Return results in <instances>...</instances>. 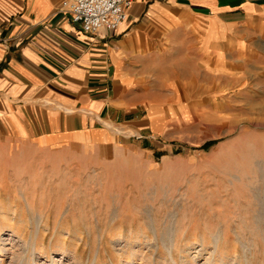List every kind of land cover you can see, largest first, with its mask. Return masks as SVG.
Listing matches in <instances>:
<instances>
[{
    "label": "crops",
    "instance_id": "obj_1",
    "mask_svg": "<svg viewBox=\"0 0 264 264\" xmlns=\"http://www.w3.org/2000/svg\"><path fill=\"white\" fill-rule=\"evenodd\" d=\"M63 1L0 0L1 217H81L59 189L70 176L85 192L129 185L136 200L144 181L173 194L208 164L179 153L186 140L264 138V0H134L98 33ZM48 176L54 201L40 198ZM176 217L183 235L192 223Z\"/></svg>",
    "mask_w": 264,
    "mask_h": 264
},
{
    "label": "rangeland",
    "instance_id": "obj_2",
    "mask_svg": "<svg viewBox=\"0 0 264 264\" xmlns=\"http://www.w3.org/2000/svg\"><path fill=\"white\" fill-rule=\"evenodd\" d=\"M241 134L244 137H225L210 147L200 145L199 140H186L188 147L179 153L204 157L208 164L192 165L190 182L176 186L173 194H167L166 187L155 188V193L144 181L136 188V200L128 194L132 189L129 185L102 188L93 184L85 192L86 186L73 185L70 176L59 189L68 191L67 197L75 200L79 218L7 219L1 217L7 212L0 202V264H204L212 251H202L201 246L212 247L210 240L219 231L221 249L213 256L214 264L235 257L247 264L242 249V242L247 240L248 264H264V176L262 172L257 174L259 164L264 168V138ZM253 171L255 177L248 182L247 174ZM53 181L55 178L48 176L47 185L40 187V192L45 189L47 193H41L40 198L54 201ZM248 183H252L253 192L249 197L245 194ZM119 188L121 193L116 192ZM0 189L6 192V184ZM113 208L123 217H109ZM178 213H184L192 223L183 235ZM93 214L99 218H84ZM171 226L175 234L174 260L166 249L171 245L166 242ZM78 228L83 232L72 233Z\"/></svg>",
    "mask_w": 264,
    "mask_h": 264
},
{
    "label": "built area",
    "instance_id": "obj_3",
    "mask_svg": "<svg viewBox=\"0 0 264 264\" xmlns=\"http://www.w3.org/2000/svg\"><path fill=\"white\" fill-rule=\"evenodd\" d=\"M133 3L134 0H64L62 6L72 22L98 33L117 30L129 17Z\"/></svg>",
    "mask_w": 264,
    "mask_h": 264
},
{
    "label": "bare ground",
    "instance_id": "obj_4",
    "mask_svg": "<svg viewBox=\"0 0 264 264\" xmlns=\"http://www.w3.org/2000/svg\"><path fill=\"white\" fill-rule=\"evenodd\" d=\"M262 213H264V211H262ZM262 216H263V218H261V219H262L263 225H264V214ZM38 219H42V217L39 216ZM173 230H174V228L172 226L168 229V231H167L168 232L167 233V241H166L168 244H171V245H169V247H166L167 251L171 254V260H174V253L173 252H174V249H175V244H174L175 242H173L175 240V234H174V231ZM263 233H264V231H263ZM220 234H221V231H219V234L215 238H213L212 240H210V244H212V247H206L205 244H202L200 250L203 251V250H206L207 248H209L212 251V253L209 255V257L206 258L207 259L206 262L204 261V264L205 263L206 264H212L215 261L214 258H216V257L213 258V256L217 255V251H219L221 249L219 243L222 240V237H221ZM247 242H248V240H247ZM247 242H242V244H243L242 245V249H243V252L246 255L245 259L249 263V261L247 259L248 258V251H249V247H248ZM241 259H242L241 257H239V258L235 257L233 259H230L229 261H225L223 259L222 261H225V262H222V263L225 264V263L232 262L231 264H241ZM216 262H217V260H216Z\"/></svg>",
    "mask_w": 264,
    "mask_h": 264
}]
</instances>
